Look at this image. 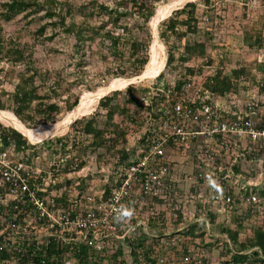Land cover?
I'll return each instance as SVG.
<instances>
[{"label": "rangeland", "instance_id": "obj_1", "mask_svg": "<svg viewBox=\"0 0 264 264\" xmlns=\"http://www.w3.org/2000/svg\"><path fill=\"white\" fill-rule=\"evenodd\" d=\"M6 1L0 0V40L6 47L18 46L26 49V53H33L30 61H34L40 72L50 77L46 82L37 81L40 84L39 93L50 94L55 101H72L78 97L79 104L72 111L61 114L53 123L34 127V121L39 119L36 114L31 116V124L24 122L9 108L10 97L19 78L31 73V64H28V60L15 62L0 52V103L6 105L4 109H0V135L6 134L4 129L20 130L24 135L26 150L18 155H29L30 159L39 158L38 164L47 169L48 164L55 162L57 157L67 154L71 155L70 160L63 162L62 166L75 163L81 165L84 161L76 172L67 171V176L63 174L62 177L66 178L62 181L75 185L80 180L85 194L102 195L110 182L117 178L114 171L118 162L123 159L122 162L126 163L130 158H136L142 144L155 134L162 115L160 102L150 97L151 106H146L139 102V98L152 95L150 92L157 87L190 79L199 88L206 85L208 77L223 74L231 78L233 83L225 99L228 105H240L238 103H243L252 96L264 102V0H140L155 5L156 8L149 21L152 34L150 60L139 75L115 78L109 75L110 71L127 67L128 54L125 58L110 56L106 48L100 47V38L95 41L87 38L84 50L79 51L76 37L65 32L57 18L46 17L45 10H38L37 7L6 20L3 15ZM69 1L84 8L75 9L68 17V24L71 21L84 22L121 33V28H118L120 23L134 22L131 16L119 23L115 22L117 12L114 9L131 10L132 0ZM189 2L197 4L196 21L192 23L187 20V13L177 15ZM169 4L171 8L168 15L154 19L158 10ZM93 9L96 12L92 15L90 12ZM176 16L179 18V26L176 31H170L163 22ZM54 22L57 25L54 26ZM170 55H173V59L168 62ZM123 61L126 62L125 65ZM121 79L129 82L109 87L113 81ZM57 80L61 84L58 95H55L48 83ZM110 96L112 101L109 106H102V99ZM83 101L87 104L81 107ZM75 111L76 114L72 115ZM89 121H93L96 128L104 130L100 145H94L93 134L84 132ZM17 123L35 130V133L37 131L36 135L29 136L18 128ZM61 143H66L67 147L72 144V147L69 146V151L60 152ZM124 151L130 152L125 159ZM172 155L177 176L174 185L177 187L180 203L186 205L189 211L203 206L213 207L211 192L198 189L194 181L188 182L184 177L194 167L191 153L176 150ZM218 209L212 215L213 219H218L214 224V231L222 233L226 224L224 220H237V215L230 216L229 209L221 204ZM246 221L239 225L237 245L234 244V248L240 247L241 250L251 252L252 245L258 244L255 241L256 231L263 228L264 222H260L258 227L252 219L248 223ZM191 234L192 241L186 245L191 252L187 253V248H184L191 257L190 264H206L208 259L212 263L219 260L226 264L232 262V259L229 261V253L227 256L222 238L206 237L201 233ZM179 256L182 260L185 257L184 254ZM262 257L264 260V255ZM103 259L107 264L127 262V259L120 261L119 257L115 263L107 262V256ZM250 260L256 264H264L263 260L256 257H251Z\"/></svg>", "mask_w": 264, "mask_h": 264}, {"label": "built area", "instance_id": "obj_2", "mask_svg": "<svg viewBox=\"0 0 264 264\" xmlns=\"http://www.w3.org/2000/svg\"><path fill=\"white\" fill-rule=\"evenodd\" d=\"M150 94L139 102L151 106L150 97L160 102L158 129L136 158L116 167L117 178L102 195L85 194L80 180L75 185L62 181L79 168L78 163L61 165L70 154L57 157L47 169L39 158L19 156L0 135V251L8 247L12 259L19 260L50 243L84 244L104 256L121 249L124 264H190L186 245L192 227L201 224L195 233L222 238L231 260L236 249L228 229H240L249 217L258 225L264 222V102L252 96L230 106L227 95L197 88L190 79ZM176 150L191 153L194 167L184 177L211 192L213 207L189 211L180 203L174 185ZM220 204L237 220H224V232L215 233L218 219L212 215ZM59 254L67 261L69 252ZM57 258L53 254L51 261ZM206 264L226 262L208 259Z\"/></svg>", "mask_w": 264, "mask_h": 264}, {"label": "trees", "instance_id": "obj_3", "mask_svg": "<svg viewBox=\"0 0 264 264\" xmlns=\"http://www.w3.org/2000/svg\"><path fill=\"white\" fill-rule=\"evenodd\" d=\"M36 7L38 10H45L46 17L57 18V22L62 24L64 31L76 37L78 44L76 47L79 51L84 50L87 38L93 41L100 38V42L102 44L100 47L106 48L105 50L110 56H114V58H125L126 54H128L129 60L127 62V67H120V70L117 68L110 71L111 73H109V75L114 78L137 76L150 60L149 45L150 40L152 39V34L149 27V21L155 14V5L148 4L147 2H142L140 0H132L131 10L126 9L120 11L119 8L114 9V11L117 12L115 18L116 23H119L120 20L124 18L128 19L129 16H131L134 21L133 24L120 23L121 26H118V28H121V33L108 31L105 29V26L94 27L84 22L77 23L76 21H71L68 24L67 20L69 15H71V13L77 8H84V6L77 5L69 0H7L4 3L5 11L3 12V15L6 20H11L18 14L27 11L29 8ZM99 8L102 10L104 9L102 6ZM196 9L197 4L189 2L181 11L177 13V15L187 13V20H190V23H192L196 21ZM95 12V9H93L90 14L93 15ZM52 24L54 26L57 25L56 22ZM163 24L166 25L170 31H176L179 26V18L178 16L170 17L169 19L164 20ZM140 34H144V36L141 37ZM162 36H164L163 33ZM0 52L6 54L9 58H12L15 62L28 60V64H31L29 65L32 70L31 73L24 74L19 78V81L16 83L15 90L11 93L10 97L11 102L9 108L15 115L21 117L24 122L31 124V116L36 114L39 119L34 121V127H38L42 124L53 123L56 122L57 118L61 114L72 111L79 104L78 97L72 101H69L68 99L55 101L50 94L39 93L40 84H38L37 81L46 82L49 81L48 79H50V77L47 74L40 72L34 61H30L33 56L32 52L26 53V49L18 46L6 47L2 40H0ZM172 59L173 55H170L168 62H171ZM125 64L126 62L123 61V65ZM183 80L184 79L179 80L178 83H182ZM60 84L61 83L58 80L48 83L50 89L53 93H55V95H58L57 92ZM232 84L231 78L223 74H216L215 76L208 77L204 87L214 94L226 96L230 93ZM136 98L138 100V97ZM111 101V96L104 97L101 104L102 106L107 107ZM5 107L6 105L4 103H0V109H4ZM109 113L112 114V111H109ZM4 130L6 134L1 136L3 137L5 143L14 144L17 152L24 153L26 150V146L23 144L24 135L14 128L11 130ZM84 132L86 134L94 135V145L96 146L100 145L104 138V130L96 128L93 121H89L88 124L85 125ZM59 151H67L66 143H61ZM124 152L125 159L129 156L130 152ZM122 161L123 159L118 162L119 165L124 164ZM83 164L84 161L81 162L79 167H82ZM67 180L70 181V179ZM251 219L254 221L252 217L249 218V220ZM243 224L244 223H242V225ZM255 224L259 227L257 222H255ZM200 228L201 224L195 225L192 227L191 233L197 232ZM239 230L240 229H228L235 245H237L236 243L238 238H236V235L239 234ZM255 241L258 244L252 245L253 247L259 245L261 248H264V226L262 229H257ZM239 248L240 247H237V249L234 248L236 249V253L231 258L232 262L229 260L231 262L229 264H232L233 262L256 264L254 261L251 262V257L263 260L262 256L264 255V251L254 250L251 253H246L247 251ZM65 251L69 252L67 261H65V259H63L64 257L59 254H64ZM11 252L12 251L9 250L8 247L3 251H0V264H69L73 260H77V263L75 264H107L104 263V255L101 251H96L94 248L84 244L64 246L57 245L56 243H50L49 245H43L39 250H37L35 256L24 254L21 255L19 260H13ZM120 253H122L121 249H119L117 254L107 256V262L109 261L111 263H115L117 257L121 255ZM53 254L58 256L55 262L51 261V256Z\"/></svg>", "mask_w": 264, "mask_h": 264}, {"label": "bare ground", "instance_id": "obj_4", "mask_svg": "<svg viewBox=\"0 0 264 264\" xmlns=\"http://www.w3.org/2000/svg\"><path fill=\"white\" fill-rule=\"evenodd\" d=\"M175 3V2H174ZM170 8H171V4H169V5H166V6H164L163 8H161V9H159L158 10V13H157V15L155 16V18L154 19H158V18H160L161 16H165L169 11H170ZM168 15V14H167ZM166 15V16H167ZM165 16V17H166ZM164 18V17H163ZM155 26H157V25H155ZM153 70H155V68H153ZM154 72V71H153ZM129 81L128 80H125V79H121V80H116V81H113L110 85H109V87L110 88H113V87H116L117 86V84L118 83H120V84H126V83H128ZM121 87H123V86H121ZM115 90V89H114ZM85 99V98H84ZM88 102V101H87ZM87 103L85 102V101H83L82 103H81V107H83V106H85ZM79 109H81V108H79ZM82 110V109H81ZM81 110H79V112L81 111ZM81 113H83L82 111H81ZM76 114V111L74 112V113H72V115H75ZM71 115V114H70ZM17 125H18V128H20L21 130H23V131H25L26 132V134H28L29 136H35L36 135V133H37V131H36V133H35V130H32V129H28V128H26L22 123H17ZM17 127V126H16ZM20 131V130H19ZM28 136V137H29Z\"/></svg>", "mask_w": 264, "mask_h": 264}]
</instances>
